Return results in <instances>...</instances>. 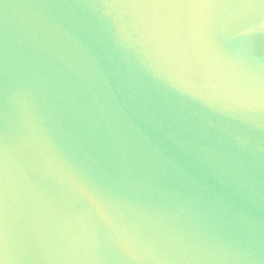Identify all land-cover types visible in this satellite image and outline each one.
<instances>
[{
	"label": "water",
	"instance_id": "water-1",
	"mask_svg": "<svg viewBox=\"0 0 264 264\" xmlns=\"http://www.w3.org/2000/svg\"><path fill=\"white\" fill-rule=\"evenodd\" d=\"M162 2L181 13L172 23L189 50L196 49L204 20L226 30L218 37L223 89L253 87L244 60L256 86L264 80V0ZM131 23L121 9L97 0H0V142H14L19 117L12 95L27 79L77 149L102 165L111 157L115 170L113 145L125 130L134 147L143 146L156 161L139 157L131 179L153 188L158 201L189 209L209 235L240 241L248 264H264V112L213 104L155 77ZM49 28L70 40L72 50L47 40ZM77 47L90 50L87 64L76 61ZM130 74L150 82L158 95L129 91ZM99 255L104 258L102 249ZM231 255L217 254L210 264H232ZM8 261L0 255V264Z\"/></svg>",
	"mask_w": 264,
	"mask_h": 264
},
{
	"label": "clouds",
	"instance_id": "clouds-1",
	"mask_svg": "<svg viewBox=\"0 0 264 264\" xmlns=\"http://www.w3.org/2000/svg\"><path fill=\"white\" fill-rule=\"evenodd\" d=\"M97 3L132 18L143 60L155 77L213 104L264 112V80L256 86L246 60L253 87L246 92L221 87L224 61L218 37L226 30L216 21L199 24L197 47L189 50L172 23L181 14L172 11L174 5L162 0ZM45 38L72 50L71 41L51 28ZM90 55L88 48L74 52L84 64ZM125 87L144 96L158 95L136 74L129 75ZM12 101L19 117L17 135L11 147L0 142V255L9 257L8 264H210L225 252H231L232 264H248L240 241L233 244L209 235L189 209L158 201L153 188L130 178L140 166L139 157L156 161L143 146L135 148L137 142L125 130L113 145V170L111 157L102 165L66 140L33 83L25 79L19 84ZM220 264H225L223 259Z\"/></svg>",
	"mask_w": 264,
	"mask_h": 264
}]
</instances>
